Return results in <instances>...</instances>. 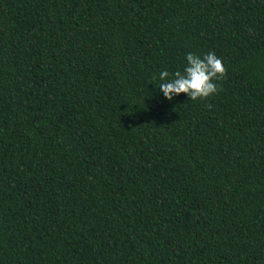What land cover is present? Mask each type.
I'll use <instances>...</instances> for the list:
<instances>
[{
	"label": "trees",
	"instance_id": "obj_1",
	"mask_svg": "<svg viewBox=\"0 0 264 264\" xmlns=\"http://www.w3.org/2000/svg\"><path fill=\"white\" fill-rule=\"evenodd\" d=\"M0 264H264V0H0Z\"/></svg>",
	"mask_w": 264,
	"mask_h": 264
},
{
	"label": "clouds",
	"instance_id": "obj_2",
	"mask_svg": "<svg viewBox=\"0 0 264 264\" xmlns=\"http://www.w3.org/2000/svg\"><path fill=\"white\" fill-rule=\"evenodd\" d=\"M183 70L170 72L161 70L158 74V95L171 102L184 94L191 101L204 100L218 91L215 81L225 74L222 60L215 52L198 55L188 52L184 57Z\"/></svg>",
	"mask_w": 264,
	"mask_h": 264
}]
</instances>
